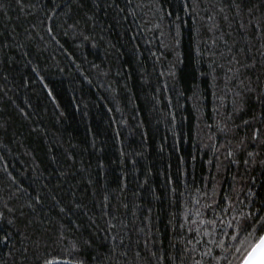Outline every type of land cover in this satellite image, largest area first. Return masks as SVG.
Returning <instances> with one entry per match:
<instances>
[{
    "label": "trees",
    "instance_id": "trees-1",
    "mask_svg": "<svg viewBox=\"0 0 264 264\" xmlns=\"http://www.w3.org/2000/svg\"><path fill=\"white\" fill-rule=\"evenodd\" d=\"M264 232V0H0V264H240Z\"/></svg>",
    "mask_w": 264,
    "mask_h": 264
},
{
    "label": "water",
    "instance_id": "water-1",
    "mask_svg": "<svg viewBox=\"0 0 264 264\" xmlns=\"http://www.w3.org/2000/svg\"><path fill=\"white\" fill-rule=\"evenodd\" d=\"M240 264H264V232L248 251Z\"/></svg>",
    "mask_w": 264,
    "mask_h": 264
}]
</instances>
